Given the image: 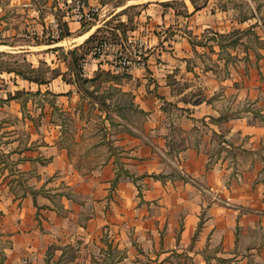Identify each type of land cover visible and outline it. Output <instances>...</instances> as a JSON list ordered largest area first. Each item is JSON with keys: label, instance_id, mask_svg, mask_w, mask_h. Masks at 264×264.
<instances>
[{"label": "crops", "instance_id": "0c3cea01", "mask_svg": "<svg viewBox=\"0 0 264 264\" xmlns=\"http://www.w3.org/2000/svg\"><path fill=\"white\" fill-rule=\"evenodd\" d=\"M166 2L143 3L140 20L127 31L131 45L141 44L145 65L111 71L128 86L142 84L135 93L148 112L145 133L110 140L122 156L111 149L106 163L83 169L56 119L42 123L41 138L32 133V119L0 123V133L14 129L13 136H0V169L5 159L15 160L13 173L35 169L39 176L30 177L21 194L13 186L14 192L0 195V264H46L50 247L79 239L100 243L105 234L124 252L116 264H264V49H236L231 61L214 40L202 37L249 28L264 39V16L255 10L240 18L236 7H216V0H184L182 14ZM100 22L72 36L68 21L70 35L55 43L67 38L74 42L70 49L80 51L91 36H97L92 43L99 39ZM84 59V77L111 69L89 53ZM64 64L66 70L45 83L14 73L16 88H0V103L20 105L16 92L41 91L43 98L54 94L56 107L70 109L81 95ZM51 65L59 67L57 60ZM34 96L28 95L27 106ZM247 99L252 108H242ZM20 127L28 131L25 139L16 134Z\"/></svg>", "mask_w": 264, "mask_h": 264}, {"label": "rangeland", "instance_id": "374dc122", "mask_svg": "<svg viewBox=\"0 0 264 264\" xmlns=\"http://www.w3.org/2000/svg\"><path fill=\"white\" fill-rule=\"evenodd\" d=\"M76 1L0 0V88H3L4 85L10 86L12 89L16 88L13 83L16 78L14 73H8L5 69L29 70L30 62L40 66L39 72L44 74V76L56 73V71L52 72L50 70V68H53V65H51L52 59L57 60L59 63V67L54 66L55 70H66L65 60L73 62L75 58L71 53H68L69 50H72L70 48L74 42L66 38L65 41L63 40L57 44L46 43L53 39V34L56 35L55 31L58 30L59 35L62 32H66L68 21L72 22L69 27L75 30L72 36H76L92 24H97L101 21L100 23L103 22V30L99 34V39L107 37L116 42L122 38L126 39L128 36L127 31L131 27L136 26V23L140 20L139 13L142 9V4L144 3L146 6L153 0H100L104 1L105 5L98 6V12H96L94 18L83 20L82 24L84 26L80 28H77L78 24L74 23L76 20L67 19ZM82 1L88 4L89 0ZM163 1L169 2V6L185 14L186 5L184 0ZM196 1L198 4H202L207 0ZM252 1L253 5L248 0H216L215 6L224 7L230 5L231 7H236L239 10L240 18L251 15L255 10L261 16H264V0ZM135 2L140 5H131L136 4ZM127 5L128 7L124 9L121 15L115 14L117 7L125 8L124 6ZM172 26L168 28L166 37H169L173 32ZM202 37L214 40L219 45L220 55L225 56L227 54L232 56V52L236 49L241 53L246 52L247 54L254 53V51H257L256 48L260 46L264 49V39H260L257 31L249 28L241 32L233 31L230 33H220L217 30L207 31L203 33ZM240 42L241 45L237 46ZM93 44L95 43L82 47L80 51L78 50V54L86 51L87 48H92ZM57 46H61V49L54 51L53 48ZM228 47H230L231 51H227ZM213 51L215 52V50ZM234 56L236 59V55H233L230 58L231 61L234 60ZM82 60L80 59L78 64L73 62L70 68V76L68 72L67 77L71 79L78 77L77 75L80 74L79 70L80 68L82 69ZM231 63L232 66H236L235 62ZM97 73L98 78L95 81L82 84L81 88L83 90L80 92L82 97L71 104L70 109L59 107L60 105L57 106L58 109L50 106L46 109L50 102H57V98L50 94L45 97L47 100L40 95L32 97L27 106L28 96L21 94L19 98L20 105L16 102L0 103V123L32 119L37 124L36 128H33L32 133L41 138L46 131L42 123L50 118L56 119L58 122L63 123L62 135L64 136V141L70 142L72 145V158L83 169H87L95 163H106L109 160L108 154L111 149L114 150V154L117 156L118 153L122 156L120 147H112L110 140L114 136H119L123 133L136 135L145 133L143 125L148 119V112L140 107L141 100L135 93V90L138 91L143 86L140 82L135 86L134 84L128 86L124 81L115 77L117 76L116 73H112L111 70L99 69ZM30 75H33V73H30ZM157 97L159 98V96ZM231 102L235 101L232 100ZM243 104L242 108H252V102L249 99L245 100ZM13 130L7 129L0 133V136H13ZM16 134L25 139L28 131L20 127V129L16 130ZM74 138H81L80 142H78L79 144L74 143ZM2 150L0 147V154H3ZM230 154L233 155L234 152L232 151ZM14 161L5 159L4 164L1 166L2 175H0V180H4L3 183H0L1 196L10 194L13 191V186L15 193L21 194L30 177L39 178V176L34 174L35 169H33V172L17 173V176V174L13 173ZM7 171L8 173L3 175ZM6 182H8V187L5 184ZM40 192L48 193L46 189H40ZM99 242H86L79 239L63 247H50L47 251L45 262L46 264H116L123 257L124 252L122 249L116 248L106 234ZM253 258L252 261L254 260Z\"/></svg>", "mask_w": 264, "mask_h": 264}, {"label": "built area", "instance_id": "2783aa9c", "mask_svg": "<svg viewBox=\"0 0 264 264\" xmlns=\"http://www.w3.org/2000/svg\"><path fill=\"white\" fill-rule=\"evenodd\" d=\"M96 12H98L97 6L88 5L82 0H77L73 4L67 19L72 18L82 23L83 20L93 19ZM55 33L53 39H58L60 37L59 31L57 30ZM143 52L141 44L134 42V45H131L130 39H121L114 42L107 37H102L91 48L89 58L108 63L111 67L110 70L113 72L115 70L118 73H127L145 65ZM86 63L87 60L84 59L82 62L83 73V66Z\"/></svg>", "mask_w": 264, "mask_h": 264}, {"label": "trees", "instance_id": "16d2710c", "mask_svg": "<svg viewBox=\"0 0 264 264\" xmlns=\"http://www.w3.org/2000/svg\"><path fill=\"white\" fill-rule=\"evenodd\" d=\"M104 2V1H103ZM102 2V3H103ZM193 2H195V0H193ZM168 3L169 2H166V3H164L165 5H168ZM103 4H105V2L103 3ZM199 6L196 4V8H198ZM251 16H253V14H251ZM244 18H248V16H245ZM84 26V25H83ZM125 32V31H124ZM237 32V31H236ZM67 35H70V31H69V27L67 26L66 27V32H62L61 33V35H60V37L58 38V39H53V40H50L49 42H47L46 44H51V43H55V42H57V41H60V40H62L63 38H65ZM97 38V36L96 35H93V36H91L87 41H86V45H89V44H91L92 42H94L95 41V39ZM85 45V46H86ZM84 46V47H85ZM61 47H54L53 48V50L54 51H58V49H60ZM90 50H91V48H87V50L86 51H84V52H82L81 54H78V49H72V50H69L68 51V53H71L75 58H74V60H73V62L75 63V64H78V62L80 61V59H83V58H85V56L90 52ZM4 52V51H3ZM3 52H1L2 54H3ZM79 55V56H78ZM73 62H71V61H68V65H69V70H71L70 68H71V66H72V64H73ZM29 66H30V68H29V70H20V69H16V68H11V69H5L6 70V72H8V73H15L16 75H19L20 77H22V78H24V79H29V80H32V81H35V82H37V83H45L46 81H47V77L48 76H44V74H42L41 72H39V67H35V66H33V64L30 62L29 63ZM50 70H52V72H54V71H56V73H52V75H56L58 72H59V70L57 71V70H55V69H52V68H50ZM36 72V73H35ZM79 72H80V74L79 75H77L78 77H76L75 78V82H76V84H77V86H78V90H79V92H81L83 89L81 88V86H82V84H87V83H89V82H93V81H95L97 78H98V74L95 76V77H93V78H87V77H84L83 76V71H82V69L80 68V70H79ZM30 73H33V75H30ZM64 77H65V75H64ZM115 77H118V75L117 76H115ZM119 78V77H118ZM48 92H46V93H42L43 95H45L46 97H47V94ZM21 94L22 95H36V96H38V95H40L41 94V91H37V92H35V93H32V92H29V91H18V92H16V94H15V96H17V95H19V96H21ZM50 94V93H49ZM51 95L52 96H54V94H52L51 93ZM55 97V96H54ZM81 97H82V95H81ZM46 100H47V98H45ZM50 104L54 107V108H56V109H58L57 107H55V105H54V101L53 102H50ZM119 162V161H118Z\"/></svg>", "mask_w": 264, "mask_h": 264}, {"label": "bare ground", "instance_id": "6f19581e", "mask_svg": "<svg viewBox=\"0 0 264 264\" xmlns=\"http://www.w3.org/2000/svg\"><path fill=\"white\" fill-rule=\"evenodd\" d=\"M88 35V34H87Z\"/></svg>", "mask_w": 264, "mask_h": 264}]
</instances>
